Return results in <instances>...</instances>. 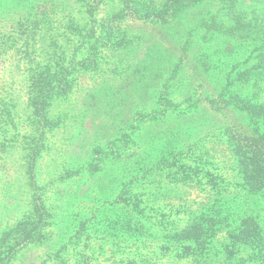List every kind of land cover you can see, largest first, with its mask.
Masks as SVG:
<instances>
[{
    "label": "rangeland",
    "instance_id": "374dc122",
    "mask_svg": "<svg viewBox=\"0 0 264 264\" xmlns=\"http://www.w3.org/2000/svg\"><path fill=\"white\" fill-rule=\"evenodd\" d=\"M103 1L0 0V237L25 216L36 198L40 197L51 214L45 230L47 241L24 247L12 264H56L51 254L65 243L73 249L70 240H75L79 222L101 215L103 201L119 191L137 157L151 163L160 150L181 147L190 138L191 142L199 139L209 152L215 151L210 146H222L215 132L223 124H231L223 114H212L204 107L195 112L191 106L225 77L214 67L232 61L219 51L227 43L204 39L210 34L208 21L201 28L194 25L198 18L211 19L216 5L208 2L170 23L128 19L122 23L126 38L118 46L102 48L95 66H71L75 70L67 77L70 91L57 98L50 110L58 126L45 134L32 179L27 172L28 147L31 137L38 134V118L28 104L31 82L48 67L63 71L75 51V59L87 56V49L79 47L94 26L93 15L96 34L104 36L103 23H113L106 18L121 4V0ZM243 2L249 11L250 4L257 6L259 0ZM36 26L42 27L39 35H50L49 45L36 51L30 44L28 49L27 43L20 46L21 33L32 32ZM229 44L226 49L231 48ZM198 54L206 58L196 59ZM165 93L176 104L169 114L161 113ZM188 96L194 99L186 101ZM153 112L158 119L153 123L143 120ZM221 162L222 167L216 163L213 174L222 187L230 189L233 182L225 175L235 173V165L225 156ZM78 168L81 171L75 173ZM253 196L260 200L264 194ZM107 210H111L110 216L121 214L114 206ZM88 239L94 238L84 241ZM162 243L138 240L133 248L160 259L161 264H184L177 257L163 255ZM98 252L96 260L104 264V256Z\"/></svg>",
    "mask_w": 264,
    "mask_h": 264
},
{
    "label": "trees",
    "instance_id": "16d2710c",
    "mask_svg": "<svg viewBox=\"0 0 264 264\" xmlns=\"http://www.w3.org/2000/svg\"><path fill=\"white\" fill-rule=\"evenodd\" d=\"M208 2L216 5V14L211 19L198 18L194 25L201 28L208 21L206 31L210 34L204 35L207 36L204 39L208 43L214 39L227 43L219 51L232 61L225 67H214L223 71L225 77L218 80L212 92L205 86L206 96L197 97L191 106L195 112L204 107L212 114L231 119V124H223L214 134L222 146H210L215 151L209 152L199 139L191 142L190 138L181 147L160 150L151 163L137 157L119 191L103 201L101 215L79 222L73 234L75 240H70L73 249L65 243L51 254L59 264H100L96 260L98 251L104 256V264H161L160 259L133 248V242L152 239L163 241V255L170 254L184 264H264V197L252 199L253 194H264L263 0L257 6L250 4L249 11L243 0H121L117 10L106 18L113 23H103L104 36L96 34L97 19L93 15L94 26L79 47L87 49V56L75 59V51L71 63L63 65V71L48 67L31 82L28 104L38 118V134L29 143L27 172L34 179L45 134L58 126L50 110L57 98L70 91L67 77L75 70L71 71L72 65L95 66L102 48L118 46L126 38L122 23L128 19L170 23ZM36 27L32 32L21 33L20 46L27 43L28 49L30 44L36 51L45 43L49 45L50 35H39L42 27ZM229 43L231 48L226 49ZM199 57L201 54L196 59ZM167 94L161 101L164 106L161 113L169 114L176 104ZM193 99L188 96L185 100ZM158 118V113L153 112L143 120L153 123ZM223 156L231 158L235 165V173H229L233 176L225 175V179L233 182L230 189L222 187L213 174L216 163L222 167ZM113 206L121 214L110 216L112 209L107 208ZM50 218L45 203L36 198V204L25 216L1 235L0 264H12L28 245L45 243ZM86 237L94 239L84 241ZM150 249L154 251L151 245Z\"/></svg>",
    "mask_w": 264,
    "mask_h": 264
}]
</instances>
